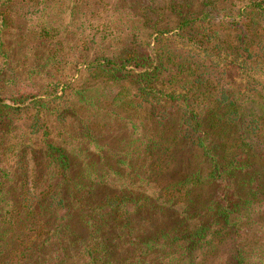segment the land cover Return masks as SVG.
Instances as JSON below:
<instances>
[{"label":"trees","instance_id":"1","mask_svg":"<svg viewBox=\"0 0 264 264\" xmlns=\"http://www.w3.org/2000/svg\"><path fill=\"white\" fill-rule=\"evenodd\" d=\"M14 2L0 0V264H264V0L222 18L201 0L68 82L44 50L38 90H8ZM124 118L127 138L102 144Z\"/></svg>","mask_w":264,"mask_h":264},{"label":"rangeland","instance_id":"2","mask_svg":"<svg viewBox=\"0 0 264 264\" xmlns=\"http://www.w3.org/2000/svg\"><path fill=\"white\" fill-rule=\"evenodd\" d=\"M199 1L201 0H155L153 6L157 9L152 11L145 10L136 0H44L45 9L41 7V0H15L8 13L9 26L4 36L6 48L10 52L9 70L13 73L12 76H16V84L8 90L30 86H35L38 90V83L45 79L32 80L27 76V70L34 64L36 57L47 54V49H58L56 54L61 60L51 74L62 82H68L79 76L86 61L102 54L104 50L124 53L141 50L150 42L152 44L150 35L153 26H174L175 13L195 10V4ZM207 1L215 4L217 16L222 18L236 15L250 0ZM40 12H44V18L57 31L52 39L42 38L37 32L38 28H35V25L42 22V19H38ZM124 119L117 120L121 127L115 125L110 133L111 136L118 137L104 141L109 138L106 137L102 144L114 147L127 138L128 134L122 127L128 129L130 120ZM113 125L114 122H111V127ZM192 160V155L186 151L173 156L175 163L182 161L186 164ZM185 173L180 171L176 176L178 178Z\"/></svg>","mask_w":264,"mask_h":264}]
</instances>
